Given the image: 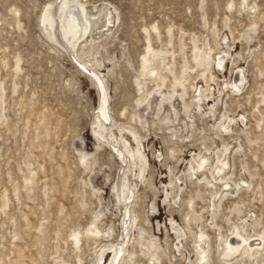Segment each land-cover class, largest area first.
<instances>
[{"label": "rangeland", "instance_id": "rangeland-1", "mask_svg": "<svg viewBox=\"0 0 264 264\" xmlns=\"http://www.w3.org/2000/svg\"><path fill=\"white\" fill-rule=\"evenodd\" d=\"M57 1L0 0V264H94L104 247L108 264L122 239L118 180L133 187L135 221L115 264H264V249L220 255L235 226L264 233V0H83L99 18L74 50L40 21ZM78 62L99 75L126 157L124 140L136 143L120 124L137 135L142 177L125 178L93 134L101 96ZM198 154L227 156L222 198L220 181L192 169Z\"/></svg>", "mask_w": 264, "mask_h": 264}, {"label": "bare ground", "instance_id": "bare-ground-1", "mask_svg": "<svg viewBox=\"0 0 264 264\" xmlns=\"http://www.w3.org/2000/svg\"><path fill=\"white\" fill-rule=\"evenodd\" d=\"M84 2L85 1H83V0H58L55 5H53V6L51 5L52 6L51 8H48L44 11V14H42L40 21L44 25V28H45L48 36L53 41H56L59 44L63 45L62 43H64V42H62V41L65 40L67 45H65L64 47H66V48L69 47L71 50H74L75 46L79 44L78 42L83 37L84 38L86 37L84 39V41H86L88 39V37H90L89 34L92 32L91 31L92 30V28H91L92 24H95L96 19L99 17L98 16L95 17L96 16L95 13H89V11H87V9H86V6L84 5ZM102 9L105 10L106 16H110V10L108 9V7L106 5L104 7H102ZM98 11H101V8H99ZM56 30L60 32L59 38H58V34H57ZM225 58H226V56L222 55V56L218 57V59L215 61V64L218 68L223 66V62H224ZM78 65H80L79 62H78ZM141 65H142V69H147L149 66V60L147 58H145ZM149 72L154 73V70L151 68V69H149ZM92 76L95 78V79L94 78L93 79L96 81V83L98 85L100 96H101V103L98 104L100 107L98 106L97 110H98V114L102 120L101 122H99L97 119H95L93 121V127H92L93 134L95 135V137L97 139L105 141L106 143H108L111 146L112 150L116 154V157L122 163V169L124 172L123 176H125V178L127 175H129L128 171H129V173L132 172L133 167L135 168V175L137 177H142L144 174V171L146 170L145 166L147 163V158H146L145 153L142 151V149L140 147L137 135L135 134V132L132 129H129L127 126L120 124V128L126 134H129L131 136V138L136 143L135 146H132L129 143L128 139H125L126 142L124 140L123 148L125 150H127V152L129 153V156L126 157L125 154L122 151H120V149H118V147H120L121 145L119 143L117 136L114 134V131H113V128H115V126H116L115 125L116 122L111 121V119H109L106 116V112L104 110V108L106 106L107 96H105L106 92L104 93L103 84H102L100 78L98 77L99 75L97 77L95 75H92ZM243 77H240L237 80V82H232L230 84L231 87L233 89H235V91L240 90V88L242 87L240 81L243 79ZM98 95H99V93H98ZM196 98H197V100L201 99L200 96H196ZM168 120H166V122H170V120H172V118H170L169 121ZM109 121H111V122H109ZM172 121H175V120H172ZM185 125H187V123ZM223 126H224V128H228L229 124H225ZM121 141L123 142V139ZM132 144H134V143H132ZM223 148L225 149V151L227 150V147H225V145ZM228 166H229V162H228L226 155H223L222 157H210L206 154H204V155L198 154V156H196V160H194V167H192V169L196 170L197 172H200L204 178H207V175L210 174V176L212 177L213 180H217V181H220L222 183L221 184V186L223 188L222 193L220 192V190H218L217 192H215L212 195L213 198L219 197V199H220L231 188V184L228 183L227 177H226L228 174L226 172V168H228ZM137 171H138V173H137ZM127 182L128 181H126V183H125L123 180L119 182V180H118L116 182L115 186H113V190H115V195L117 196L118 201L119 202L121 201V204L123 207V212H122L123 217L121 220V224H122V229H121L122 235L121 236H122V239L119 240L117 242V244L111 248V250L114 253L117 249V246L120 243H122V241L125 240V238L128 236L129 227H130V229H132V224H131L132 219H133V222L135 221V217L133 215L130 219L131 222H129V218L127 216L129 213L128 212V205L130 203V198H132L131 196L133 193L132 192L133 187L130 184L128 185L129 182L128 183ZM178 183H179L178 178H176L175 184H174V182H172V184H174V188H172V191H173L172 194H175L177 192L175 187L177 189L180 188ZM134 185L136 186V184H134ZM214 206H215V204H213V207ZM170 223H173V220H170ZM130 224H131V226H130ZM173 228L176 229L175 232L177 233V235L179 237L182 233V232L180 233L181 228L179 226H176V227L173 226ZM231 233H233L237 237L232 242H228V240H226L224 247L220 248V255L224 259H229L231 257H235L237 254L241 255V256L245 255L247 257L254 258V257H256V255L258 253H260V250L264 249V233L256 234L254 237L245 236L241 233V231L239 230V228L237 226H235L234 230L231 231ZM104 234H106V232H104ZM72 238H74V244H78V234H76V236H74V234H72ZM197 240H199V239H197ZM148 242H149V240H148ZM196 243L199 244V242H196ZM143 247H145L144 249L147 252H149V259L150 260L158 258L157 254L152 253L150 251L151 247H153L152 245L151 246H143ZM108 248H110L109 245H108ZM105 249H106L105 247L102 248V250L100 252V256H98V260H96V262H94V264H100V260H102V257H103L102 254H104V252H106ZM127 249H128V246L125 249H124V247L121 249V253L123 251H124V253H122L123 255H121L120 259L118 258V263L120 261H122L125 254H127L126 253ZM197 254H198L197 258L204 259L205 256L207 255L206 249H204L202 247L198 248ZM112 258L110 259L108 264H114L117 261V260H115V262L112 263V261H111ZM199 261H201V260H199Z\"/></svg>", "mask_w": 264, "mask_h": 264}, {"label": "water", "instance_id": "water-1", "mask_svg": "<svg viewBox=\"0 0 264 264\" xmlns=\"http://www.w3.org/2000/svg\"><path fill=\"white\" fill-rule=\"evenodd\" d=\"M87 75L91 76L92 77V74L90 72L87 73ZM94 78V77H93ZM95 79V78H94ZM128 216V215H127ZM125 242V240H123ZM120 249H121V246H120ZM117 260V259H116ZM115 264V263H114Z\"/></svg>", "mask_w": 264, "mask_h": 264}]
</instances>
